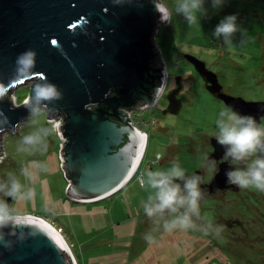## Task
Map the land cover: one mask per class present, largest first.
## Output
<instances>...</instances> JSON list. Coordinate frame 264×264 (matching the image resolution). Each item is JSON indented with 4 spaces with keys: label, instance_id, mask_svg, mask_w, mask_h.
<instances>
[{
    "label": "rangeland",
    "instance_id": "rangeland-1",
    "mask_svg": "<svg viewBox=\"0 0 264 264\" xmlns=\"http://www.w3.org/2000/svg\"><path fill=\"white\" fill-rule=\"evenodd\" d=\"M160 1L168 8L170 19L160 23L155 36L161 51L159 61L165 62L172 76H182L194 96L177 115L161 112L164 99L138 108L149 137L134 177L102 200L84 203L70 199L66 192L70 180L60 164L63 138L53 121L60 123L63 116L49 120L47 113L40 112L29 114L15 133H1L0 182L8 183L11 173L25 189H35L31 200L14 201L13 207L23 215L40 214L62 227L80 264H264V192L254 188L229 185L204 194L196 223L221 228L218 235L213 230L205 235L199 228L171 233L161 228L153 233L154 242L143 238L153 228L141 207L148 195L139 184L145 169H167L175 161L187 175L200 170L203 192L202 184L217 170L208 142L214 137L217 115L226 104L210 90L206 78L186 55L199 58L216 73L223 93L245 101H264V0H227L221 10L206 5L209 18L193 25L175 14L174 0ZM231 13L237 14L244 30L243 43L237 33L235 42L227 46L214 40L211 33L218 21ZM32 83L29 80L8 91L12 103L19 106L25 102ZM259 123L264 125V115ZM49 128L53 131L47 146L33 148L22 143L25 135H47ZM157 153H163V158L154 163ZM205 156L214 161V168L206 164Z\"/></svg>",
    "mask_w": 264,
    "mask_h": 264
},
{
    "label": "water",
    "instance_id": "water-1",
    "mask_svg": "<svg viewBox=\"0 0 264 264\" xmlns=\"http://www.w3.org/2000/svg\"><path fill=\"white\" fill-rule=\"evenodd\" d=\"M160 23L151 0H120L119 4L115 0H0V85L6 87L0 112L7 117V123L0 125V136L4 131L15 133L29 116L25 102L12 103L8 91L32 80L29 98L41 76L57 85L63 93L53 105L55 118L63 116L58 125L63 138L60 164L70 180L66 192L76 202L112 195L138 166L135 157L140 156L144 132L123 109L150 107L158 99L155 89L164 72L155 66ZM28 49L36 53L32 74L13 78L18 54ZM186 58L226 105L260 122L264 101H245L221 92L216 73L199 58L191 54ZM176 82L178 86L167 94L164 113L178 114L183 101L190 102L184 94L177 96L183 87L180 76ZM211 143L219 160L224 149L215 138ZM233 166L228 158L219 163L216 188L229 186L225 171ZM24 218L31 230H25L23 240L7 237L11 246H0V264H75L65 241L50 225L34 216Z\"/></svg>",
    "mask_w": 264,
    "mask_h": 264
},
{
    "label": "clouds",
    "instance_id": "clouds-1",
    "mask_svg": "<svg viewBox=\"0 0 264 264\" xmlns=\"http://www.w3.org/2000/svg\"><path fill=\"white\" fill-rule=\"evenodd\" d=\"M227 0H174L173 10L181 16L189 25L201 23L209 18V9L221 10ZM119 4L120 0H115ZM157 12L160 22L166 23L170 16L164 13L160 0H151ZM243 29L238 23L235 13L224 15L212 30V38L221 41L224 45L231 46L235 42L237 33L241 34L240 43H243ZM36 53L25 50L18 54L15 60L13 78L30 76L35 68ZM166 87V81L162 78L161 85L155 89L156 94L162 93ZM6 95V87L0 85V99ZM63 98V93L57 85L50 82L46 76H41L33 84L31 95L25 101L30 117L45 112L48 119L53 120L56 115L54 103ZM7 123V117L0 112V125ZM49 128L47 135L39 132H31L22 138L24 145L38 148L47 146L48 136L52 134ZM149 137V136H148ZM215 141L224 149L223 156L228 158L233 167L225 171L226 182L241 189L254 188L264 192V125L257 122L256 118L241 114L232 106L225 105L218 113L215 120ZM148 141V140H147ZM147 147V142H146ZM163 158V153H157L154 163ZM135 159H139L136 156ZM204 161L211 167H215L214 161L207 156ZM242 165V166H240ZM21 175L25 176L23 169ZM28 177L25 176V179ZM200 176L187 175L178 162L173 161L171 167L162 169L157 167L145 169L139 179L140 187L148 192L146 199L141 202L144 215L152 222L153 228L146 232L143 238L154 242L153 233L163 231L171 233L175 230H196L199 228L205 235L213 230L217 235L222 230L219 227L213 229L209 223L206 226L197 225L200 218V202L204 192L200 185ZM35 195V189H25L20 179L13 178L9 174V182H0V246L10 247L8 236L16 235L17 239L25 238V230H31L23 214L14 207V201H29ZM5 229L8 231L6 232Z\"/></svg>",
    "mask_w": 264,
    "mask_h": 264
},
{
    "label": "flooded vegetation",
    "instance_id": "flooded-vegetation-1",
    "mask_svg": "<svg viewBox=\"0 0 264 264\" xmlns=\"http://www.w3.org/2000/svg\"><path fill=\"white\" fill-rule=\"evenodd\" d=\"M155 66L156 67H160V68H162L163 69V73H162V75H163V78H165V76H166V73L168 74L167 75V80H166V88H165V90H164V92H163V94H162V96H161V98H160V100L157 102L158 104L160 103V101L162 100V99H164L165 101H166V103L164 102L163 103V105H162V108H161V112L164 114V115H177V114H172V113H169V112H165L164 113V111L167 109V106H168V103H169V101H168V99H167V94H168V92L172 89V88H175V87H177L178 86V83L176 82V77L177 76H180V75H175V76H172L171 74H170V71L168 70V68H167V66H166V69L165 68H163V66L160 64V62H159V60L157 59V61H156V63H155ZM172 80V85L170 84V81ZM157 81H158V83L161 81V80H159V78L157 79ZM180 81H181V83H182V85H183V87L181 88V90H180V92L178 93V97H180V96H182V94H184V96L183 97H185L186 99H188V101H190V102H186L185 100L183 101V105H182V109L180 110V112L184 109V108H186V107H188L189 105H190V103L193 101V96H194V94H193V92L191 91V90H189V89H187L186 87H185V84H184V82H183V77L182 76H180ZM208 87L210 88V90H211V87H210V84H209V82H208ZM221 92H222V90H221ZM215 93V92H214ZM216 95H217V93H216ZM157 104V105H158ZM179 112V113H180ZM178 113V114H179ZM261 118V117H260ZM112 119H115L114 117H112ZM116 120V119H115ZM119 123H121L120 121H118ZM142 125V124H141ZM141 125L139 126L140 128H141ZM145 129L147 130V131H149L148 129V127H145ZM212 139H214V137L213 138H211V140L208 142L209 143V145L211 146V152H212V157H214V154H213V152H214V150H215V148H214V146L212 145ZM214 160H215V162H217V170H215L214 171V174H213V177L209 180V181H207V182H205V183H203L202 184V186H203V188H204V194H207L208 192H218L219 190H221V188H216V184H214V178H215V174H216V172H218V169H219V163L220 162H222V161H224L225 159H226V157H224V156H222L219 160H216L215 159V157L213 158ZM230 164H233L231 161H230ZM194 174H196V175H199L200 176V178H203V175L200 173V170L197 172V173H194ZM228 185H230V187H231V184H229V183H227ZM76 258H77V261H78V263H79V260H78V257L76 256ZM80 264V263H79Z\"/></svg>",
    "mask_w": 264,
    "mask_h": 264
},
{
    "label": "built area",
    "instance_id": "built-area-1",
    "mask_svg": "<svg viewBox=\"0 0 264 264\" xmlns=\"http://www.w3.org/2000/svg\"><path fill=\"white\" fill-rule=\"evenodd\" d=\"M159 51H160V48H159ZM160 53H161V51H160ZM162 55V54H161ZM160 64L163 66V68H165L166 69V64H165V62L164 63H162V62H160ZM167 73H166V76H165V78H164V80L166 81L167 79ZM166 88V87H165ZM165 88L162 90V93H160L159 95H158V99H157V101H156V103L160 100V98H161V96H162V94H163V92H164V90H165ZM141 105V106H140ZM137 108H133V109H123V111L124 112H126L127 114H128V119L134 124V125H136L139 129H141L142 130V132H144V139H145V147H144V150H145V148H146V142H147V140H148V136H149V133H148V131L141 125L142 123H141V120H140V111H139V109L138 108H140V109H142V108H145L146 107V105H142V104H140ZM141 125V128L139 127ZM143 158H144V152H143V154H142V156H141V158H140V161H139V163H138V166L141 164V162H142V160H143ZM138 166H137V168H138ZM59 231H61V228H60V230Z\"/></svg>",
    "mask_w": 264,
    "mask_h": 264
},
{
    "label": "bare ground",
    "instance_id": "bare-ground-1",
    "mask_svg": "<svg viewBox=\"0 0 264 264\" xmlns=\"http://www.w3.org/2000/svg\"><path fill=\"white\" fill-rule=\"evenodd\" d=\"M14 97V96H13ZM15 99V98H14ZM14 101V100H13ZM54 122H55V126L59 129V120L57 121V119L56 120H53ZM144 141H145V139H144ZM144 147H145V142H143V146H142V149H141V152H140V156H139V159H140V157L142 156V154H143V152H144ZM139 159H138V162H139ZM137 165V164H136ZM136 167V166H135ZM139 167V166H138ZM138 170V168L136 167V169H135V172ZM135 172L134 173H132L130 176H129V180L132 178V177H134V175H135ZM128 180V181H129ZM127 181V182H128ZM126 182V183H127ZM124 186V185H123ZM122 186V187H123ZM121 187V188H122ZM120 188V189H121ZM106 198V197H105ZM24 217H26V216H34V217H37V218H39V219H41V220H43L44 222H46L48 225H50L60 236H61V238L65 241V243H66V245L68 246V248H69V250H70V252H71V254H72V257H73V260H74V262H75V264H79L78 263V261H77V258H76V255L74 254V251H73V249H72V245H71V243L64 237V234H63V232H62V227H59V226H57L55 223L56 222H54L53 220H51V219H46V218H44L42 215H40V214H27V215H23ZM61 226V225H60ZM60 228H61V231H59L60 230Z\"/></svg>",
    "mask_w": 264,
    "mask_h": 264
},
{
    "label": "trees",
    "instance_id": "trees-1",
    "mask_svg": "<svg viewBox=\"0 0 264 264\" xmlns=\"http://www.w3.org/2000/svg\"><path fill=\"white\" fill-rule=\"evenodd\" d=\"M157 83H158V81H157ZM160 83V82H159ZM7 97H9V95L7 96ZM7 97H5V98H7ZM128 140V138L125 136V138H124V142H126ZM139 168V167H138Z\"/></svg>",
    "mask_w": 264,
    "mask_h": 264
},
{
    "label": "crops",
    "instance_id": "crops-1",
    "mask_svg": "<svg viewBox=\"0 0 264 264\" xmlns=\"http://www.w3.org/2000/svg\"><path fill=\"white\" fill-rule=\"evenodd\" d=\"M168 9V8H167ZM169 12V11H168Z\"/></svg>",
    "mask_w": 264,
    "mask_h": 264
}]
</instances>
